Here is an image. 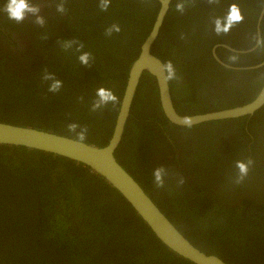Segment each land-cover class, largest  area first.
<instances>
[{"label": "trees", "instance_id": "trees-1", "mask_svg": "<svg viewBox=\"0 0 264 264\" xmlns=\"http://www.w3.org/2000/svg\"><path fill=\"white\" fill-rule=\"evenodd\" d=\"M174 1L151 53L177 70L178 79L168 82L177 113L202 114L251 101L264 82L258 76L264 66L234 72L215 63L210 48L226 43L248 49L253 36L241 45L230 43L229 36L242 27L253 31L264 0H219L212 5L188 0L184 14L175 10L179 0ZM58 2L65 5L64 29L70 34L39 37L41 56L21 74L0 61V122L72 139L67 124L75 122L87 126L84 143L102 147L111 136L128 69L152 28L159 3L111 0L108 10L101 11L100 0ZM232 3L243 8L242 14L253 10L251 20L217 35L213 20ZM112 24L121 31L107 36ZM72 39L66 49L65 42ZM81 43L84 47L77 52ZM82 52L91 53L89 65L79 62ZM223 53L216 50L231 66L254 65L264 59V45L248 54L230 53L229 58ZM45 72L63 81L58 93L48 91L52 81L43 80ZM99 87L111 89L118 103L94 112L91 105ZM177 147H183L182 158ZM114 157L194 247L225 264H264V195L256 189L264 184V105L236 119L175 126L165 119L155 82L144 72ZM248 160L253 161L249 172L238 182L236 162ZM161 165L164 188L157 189L153 170ZM0 264L193 263L168 250L120 194L84 165L21 146H0Z\"/></svg>", "mask_w": 264, "mask_h": 264}, {"label": "water", "instance_id": "water-1", "mask_svg": "<svg viewBox=\"0 0 264 264\" xmlns=\"http://www.w3.org/2000/svg\"><path fill=\"white\" fill-rule=\"evenodd\" d=\"M157 1L159 8L152 28L141 43L139 53L128 69L112 133L106 145L97 147L92 144L77 143L75 139L52 132L0 122V146H21L84 165L91 173L103 179L120 194L168 250L193 264H225L217 256L206 254L194 247L174 227L137 182L118 164L114 152L121 140L136 88L144 72L148 73L155 82L158 101L165 119L170 124L179 127H191L209 121L229 120L252 115L264 105V83L257 95L248 103L217 111L189 115L187 117H190L191 123L190 125L185 123L184 118L186 116L179 115L173 107L169 85L164 79L166 72L162 68L163 62L151 53V46L158 35L171 2V0ZM263 13L264 4L258 19L263 16ZM256 45L257 43L255 47ZM212 57L220 65L225 66L219 61L214 51H212ZM263 65L264 60L253 68Z\"/></svg>", "mask_w": 264, "mask_h": 264}, {"label": "flooded vegetation", "instance_id": "flooded-vegetation-1", "mask_svg": "<svg viewBox=\"0 0 264 264\" xmlns=\"http://www.w3.org/2000/svg\"><path fill=\"white\" fill-rule=\"evenodd\" d=\"M58 1L59 0H31L33 4L39 6L40 12L38 14L42 16L45 20L44 25L41 26L35 22L36 17L31 14L28 15V17L25 19L24 22L19 23V24L15 23L14 21L8 20L4 12V5L6 3V0H0V61L2 60L3 64L7 65L8 67L12 69H16L17 72L21 74L22 72H24L30 67V62H32V60H35L37 55L39 56V58L41 56V51H42L41 48H44V46L40 43V41H38L39 37L43 38L45 34H49V32L50 34H55L54 37H59L60 34H65L66 36L70 34L68 27H67V30L64 29L67 23V21H65L64 19L66 18L65 14L57 11V5L59 3ZM239 1L241 2L242 0H239ZM262 6L260 10L258 11L259 13L258 12L256 13L257 15L255 17L254 29L252 32L249 33L247 31L248 27L246 29L242 27V29L238 28L237 30L231 32L229 36V41L232 40L230 43L237 44V45L239 44L241 45V43L246 44L250 36H253L254 38L253 44L248 49H244V50H238V49L232 48L231 47L232 45L230 46L226 43L213 44L210 48L211 57H212V51H214L215 55L217 56L216 54L217 49H224V53L222 54V56L226 58H229L230 53L231 54L232 53L233 54L234 53L248 54V53L255 52V50L259 47L258 41L261 40V35L262 37L264 36V18H263L264 13H263V16L260 19H258ZM252 13H253V10L245 9L243 13L244 21H250ZM60 18L63 19L64 21L63 22L60 21ZM239 30H243V31H239ZM256 43L257 45L255 47ZM249 49L251 50L248 52H243ZM217 58L219 59L221 63L225 65V66H222L215 59H213L214 62L217 63L220 67H223L225 69L232 70L238 73L242 70L254 71L262 67L260 66L257 68H253L254 66L258 65L260 62L254 65L242 64V66H231L229 64L224 63L218 56ZM253 60L254 58H252V61ZM236 61H239V60H236ZM241 61H246V60H241ZM247 61H251V60L248 59ZM240 63H243V62H240ZM258 76H259V79H261L262 77L264 78V74H258ZM178 81L180 83V80ZM183 82L185 83V81ZM178 137L179 136H177V139ZM182 151H183V147H177V151L175 152H177L178 158L179 156L181 158L183 157ZM26 180L28 179L26 178ZM256 189H257L258 195H264V184H262L261 186H257ZM1 220H3L2 223L5 222V219L2 218ZM72 224L73 225L76 224V221H74L73 219H72ZM13 226L17 227L14 224ZM18 230L19 228L14 229V231H18Z\"/></svg>", "mask_w": 264, "mask_h": 264}, {"label": "clouds", "instance_id": "clouds-1", "mask_svg": "<svg viewBox=\"0 0 264 264\" xmlns=\"http://www.w3.org/2000/svg\"><path fill=\"white\" fill-rule=\"evenodd\" d=\"M188 3V0H183V2L176 3L175 4V10L177 12L183 13L186 7V4ZM208 3L210 5L212 4H218L219 0H208ZM111 4V0H100V9L101 11H107L109 6ZM65 5L63 3L57 5V11L60 13L65 12ZM4 12L6 14V17L10 21H14L15 23L19 24L25 21V19L28 17L29 14L36 17L35 22L39 25H44L45 20L42 16H40L38 13L40 12V8L38 5H35L31 2V0H6V3L4 5ZM244 21V15L242 14L241 7L236 4L232 3L228 6L227 12L223 16H217L214 18V31L217 35L219 34H227L230 32V30L236 26L239 23H242ZM121 31V28L118 24H112L106 29L105 34L107 36H111L114 32L119 33ZM75 41H67L65 42L64 47L70 48L72 44ZM259 44L264 45V40H259ZM84 45L81 43L77 47V52H80L81 49H83ZM92 58V55L90 52H82L78 56V60L81 64L89 65L90 59ZM236 57H231V59H235ZM162 68L164 72H166V75L164 77L166 82L175 81L178 79L177 77V70L173 63L171 61H166ZM43 80L45 81H52V83L48 86V91L52 93H58L62 86L63 81L60 79H57L53 73L45 72V75L43 77ZM95 95L97 97L96 100L91 105L92 111H97L101 109L103 106L108 105L109 103H112L115 105L118 103L117 96L113 93V91L109 88L105 87H99L96 89ZM82 100L83 97H80ZM185 123L189 124L191 123L190 117L184 118ZM79 129V131H77ZM67 131L75 137V141L77 143H84L87 138V126H81L78 123L71 122L67 124ZM252 160L245 161H237L236 167L239 169V180H243L245 176H247L249 172V165L252 164ZM164 175H165V167L159 166L156 167L153 170V176H154V186L157 189H163L164 188Z\"/></svg>", "mask_w": 264, "mask_h": 264}, {"label": "bare ground", "instance_id": "bare-ground-1", "mask_svg": "<svg viewBox=\"0 0 264 264\" xmlns=\"http://www.w3.org/2000/svg\"><path fill=\"white\" fill-rule=\"evenodd\" d=\"M175 1H176V0H175ZM175 1H174V2H175ZM179 1H180V0H179ZM179 1H176V3L179 2ZM195 1H196V0H195ZM197 1H198V0H197ZM180 2H181V1H180ZM170 3L172 4V2H170ZM176 3H175V4H176ZM175 4H173V5H175ZM189 4H190V3H189ZM191 6H192V5H191ZM191 6H190V7H191ZM171 7H172V6H171ZM173 7H174V6H173ZM169 9H170V8H169ZM189 9H190V8H189ZM157 10H158V9H157ZM172 11H173V10H172ZM185 11H189V10H188V9H185ZM154 12H155V11H154ZM155 13H156V12H155ZM168 13H169V11H168ZM179 13H180V12H179ZM183 14H184V13H183ZM144 16H145V14H144ZM174 16H175V15H174ZM154 17H155V15H154ZM167 17H168V16H167ZM165 21H166V20H165ZM161 26H162V25H161ZM160 28H161V27H160ZM187 37H188V36H187ZM189 39H190V38H189ZM191 39H192V37H191ZM191 39H190V41H191ZM155 40H156V39H155ZM155 40H154V41H155ZM102 52H103V51H102ZM100 53H101V52H100ZM106 54H107V53H106ZM153 55H154V54H153ZM105 56H107V55H105ZM103 58H104V56H103ZM159 59H160V58H159ZM104 60H105V59H104ZM170 91H171V90H170ZM176 99H177V98H176ZM174 101H175V98H174ZM174 103H175V102H174ZM174 103H173V105H174ZM176 103H177V101H176ZM176 103H175V104H176ZM173 107H174V106H173ZM175 111H176V110H175ZM156 122H157V121H156ZM152 123H153V122H152ZM154 125H155V124H154ZM187 128H188V127H187ZM153 154H154V153H153Z\"/></svg>", "mask_w": 264, "mask_h": 264}, {"label": "rangeland", "instance_id": "rangeland-1", "mask_svg": "<svg viewBox=\"0 0 264 264\" xmlns=\"http://www.w3.org/2000/svg\"><path fill=\"white\" fill-rule=\"evenodd\" d=\"M73 40V39H72ZM74 41V40H73Z\"/></svg>", "mask_w": 264, "mask_h": 264}]
</instances>
